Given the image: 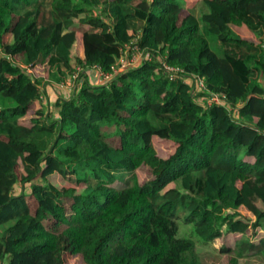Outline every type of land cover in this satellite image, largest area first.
<instances>
[{
	"label": "trees",
	"instance_id": "trees-1",
	"mask_svg": "<svg viewBox=\"0 0 264 264\" xmlns=\"http://www.w3.org/2000/svg\"><path fill=\"white\" fill-rule=\"evenodd\" d=\"M78 69L55 116L44 86ZM198 244L264 260V0H0V262L204 264Z\"/></svg>",
	"mask_w": 264,
	"mask_h": 264
},
{
	"label": "rangeland",
	"instance_id": "rangeland-1",
	"mask_svg": "<svg viewBox=\"0 0 264 264\" xmlns=\"http://www.w3.org/2000/svg\"><path fill=\"white\" fill-rule=\"evenodd\" d=\"M148 2H150L151 0H147ZM196 0H189V5H191L193 2H195ZM143 8H148L147 3L142 5ZM234 24L236 25V27L238 28V30L247 38L253 39V37L247 32V30L241 26V24L237 21L234 20ZM14 61L16 63H18L19 65L21 63L24 62V58L23 55H15L14 56ZM129 64H132V66L126 68L125 70H128L129 68H133L135 66L136 60H130L128 62ZM127 65V63H126ZM139 65V63H138ZM45 69H46V65H40L38 66L36 69L34 70H30L29 74L35 76V77H43L44 78V74H45ZM90 76H93V74L90 72ZM86 78H89L88 76H86ZM96 79V77H95ZM95 79L93 80V82L95 81ZM100 84L105 83L103 80H99ZM232 89L234 91H237V87L235 85V83H232ZM72 92V91H71ZM59 92H57L54 88L50 89V93H49V97L45 96L44 100L41 101V105L46 106L47 108L50 106L51 110L53 111V114H55V116H57V110L54 108V102H55V96L58 97ZM62 96H64L62 94ZM60 97V96H59ZM54 98V99H53ZM48 99V100H47ZM52 99V100H51ZM129 178H125V181L123 184H119V186L123 187L126 185V181H128ZM69 180V181H68ZM68 180H66L67 182L64 181H60L61 185L65 188L68 187H75L78 193H81L82 190L84 189V186H78L75 185V181L73 182V179L69 178ZM70 183V184H69ZM28 187V186H27ZM17 193L21 192V186L18 185L17 189H16ZM28 192L30 193V190L28 189ZM30 203L32 207H36L35 201L30 197ZM68 207V206H67ZM69 208V207H68ZM70 212V211H69ZM240 212L243 216H245L247 219L252 220L253 217L250 215L249 209L247 208H242L240 209ZM70 214V213H69ZM180 235L181 237H190L191 235V230L188 226H185L184 224H180ZM217 246H202L199 245L197 246V251L199 253V255L201 256L203 263L204 264H230V259L235 256L234 254H220L217 251V248H219V244H216ZM67 263L66 264H84L83 261L78 257V256H71V255H67ZM0 264H2L0 262ZM240 264H264V260H262L259 257L256 258H252V259H241L240 260Z\"/></svg>",
	"mask_w": 264,
	"mask_h": 264
},
{
	"label": "built area",
	"instance_id": "built-area-1",
	"mask_svg": "<svg viewBox=\"0 0 264 264\" xmlns=\"http://www.w3.org/2000/svg\"><path fill=\"white\" fill-rule=\"evenodd\" d=\"M148 57L147 53L141 52L139 50L138 47H131L128 51V57H124L123 60L121 61V68L119 69V71H115V74H118L120 71H124L126 68L132 66V64H129L128 62L130 60H136V65L141 64V62L143 60H145V58ZM127 63V65H126ZM165 69H166V73L171 76V77H186L185 72L183 70H181L180 68H172L170 66H166L164 65ZM29 69V68H28ZM30 72V69H29ZM89 72H91L93 75H97L101 80H103L105 83L109 82L114 75L112 74H105L102 72L100 67H95L93 70H90ZM82 73H84L81 69H78V71H76L65 83H63L60 86H57L59 88V90H63V89H70L71 91H76L78 90V88L80 87V83L82 82ZM90 74V73H89ZM88 73H86L85 77L88 76L89 78L92 77L90 76ZM84 77V78H85ZM88 78V79H89ZM186 80H189L191 82V86L193 89V95L196 96V94H198V92H200L203 88H205L204 83L198 79L195 78H188ZM72 95V92H71ZM66 96H60V98H65ZM208 102L209 103H217V104H221L226 106L230 111L232 110V106L230 104V102L227 100V98H220V96L213 94V95H208L207 97ZM44 100V99H42Z\"/></svg>",
	"mask_w": 264,
	"mask_h": 264
},
{
	"label": "crops",
	"instance_id": "crops-1",
	"mask_svg": "<svg viewBox=\"0 0 264 264\" xmlns=\"http://www.w3.org/2000/svg\"><path fill=\"white\" fill-rule=\"evenodd\" d=\"M93 77H96V79L95 78H93ZM43 78V77H42ZM95 79V81L93 82V80ZM99 80H101L96 74L95 75H93L92 76V79H91V83L92 84H100V82H99ZM102 81V80H101ZM51 88H54L57 92H59V94L60 95H58V97L57 96H55V101H56V99L57 98H60L59 96H61L62 94L64 95V96H67V95H71V90L70 89H63V90H59V88L56 86V85H53V84H50V83H47L46 82V84H45V86H44V90H45V96H47V97H49V93H50V89ZM74 92V90L72 91V93ZM54 99V98H53ZM48 100V99H47ZM52 100V99H51Z\"/></svg>",
	"mask_w": 264,
	"mask_h": 264
}]
</instances>
